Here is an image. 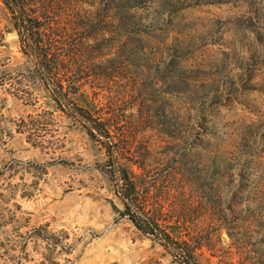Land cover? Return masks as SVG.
<instances>
[{
  "label": "rangeland",
  "instance_id": "rangeland-1",
  "mask_svg": "<svg viewBox=\"0 0 264 264\" xmlns=\"http://www.w3.org/2000/svg\"><path fill=\"white\" fill-rule=\"evenodd\" d=\"M129 1L132 28L118 26L128 0L100 20L106 40L129 41L101 44L104 98H75L98 121L113 115L112 142L40 89L0 4V264H179L121 216L112 168L138 173L136 162L146 180L183 186L162 175L182 155L196 237L212 236L198 264H264V0ZM127 138L132 155L116 156Z\"/></svg>",
  "mask_w": 264,
  "mask_h": 264
},
{
  "label": "trees",
  "instance_id": "trees-1",
  "mask_svg": "<svg viewBox=\"0 0 264 264\" xmlns=\"http://www.w3.org/2000/svg\"><path fill=\"white\" fill-rule=\"evenodd\" d=\"M0 4L8 17L10 31L17 36L19 52L40 79V89L48 92L51 100L59 106L74 110L91 137L97 134L112 142L113 115L101 122L75 103V98L83 95L86 97V107L92 108L95 100L104 98L98 96L97 83L100 78L95 74L96 68L103 63L99 62L98 57L101 44L128 47L129 41L106 40L105 31L100 28L101 19H112V9L107 7L109 0L98 3L94 9L92 4L83 0H0ZM126 5L127 14L119 20L118 26L132 28L137 18L130 11L136 6L129 0ZM5 33L7 30L0 32V47L4 46ZM173 69V63L169 62L165 66L166 75L174 73ZM108 85L106 83L104 90L109 89ZM88 92L95 98L89 99ZM165 113L166 108L163 120L164 125L170 128L176 118L172 120ZM118 119L116 117L115 123ZM127 139L122 147L115 149L116 156L124 152L132 155V143ZM132 165L140 172L121 167L117 162L112 168L116 197L123 205L121 216L126 217L141 234L158 242L178 259L179 264H198L196 251L208 247L212 236L196 237L198 225L193 219L194 209L189 208L192 195L186 187L187 182L195 176L191 160L185 155L168 158V167L162 174L170 182L180 176L186 181L183 186H159L156 178L146 180L142 166L136 162Z\"/></svg>",
  "mask_w": 264,
  "mask_h": 264
}]
</instances>
